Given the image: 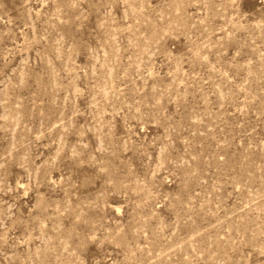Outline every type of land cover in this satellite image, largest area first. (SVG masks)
Here are the masks:
<instances>
[{"label":"rangeland","instance_id":"obj_1","mask_svg":"<svg viewBox=\"0 0 264 264\" xmlns=\"http://www.w3.org/2000/svg\"><path fill=\"white\" fill-rule=\"evenodd\" d=\"M0 264H264V0H0Z\"/></svg>","mask_w":264,"mask_h":264}]
</instances>
